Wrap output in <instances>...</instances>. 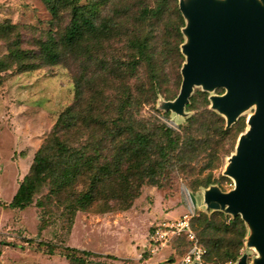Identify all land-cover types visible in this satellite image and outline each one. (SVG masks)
I'll return each instance as SVG.
<instances>
[{"label": "trees", "instance_id": "obj_1", "mask_svg": "<svg viewBox=\"0 0 264 264\" xmlns=\"http://www.w3.org/2000/svg\"><path fill=\"white\" fill-rule=\"evenodd\" d=\"M42 1L53 19L66 12L69 21L62 33L51 29L39 42L38 58L46 63H58L64 56L84 58L90 69L74 77L73 100L35 152L9 207L27 206L47 184L38 207L62 198L70 212L86 210L97 200L102 211L126 210L143 184L160 185L167 168L184 172L202 156L213 168L219 164L217 149L223 155L232 151L243 121L225 127L224 119L206 108L173 129L156 116L158 96L174 99L181 82L184 19L177 0ZM15 28L0 23V39L8 43L0 73L11 65L21 71L39 66L37 55L21 47L20 34L13 38ZM202 95L207 101V94ZM222 218L219 213L196 218L203 262L214 257L215 264H225L243 246L241 218L228 223ZM182 237L188 250L191 241ZM59 253L68 264H87L93 254L70 246Z\"/></svg>", "mask_w": 264, "mask_h": 264}, {"label": "rangeland", "instance_id": "obj_2", "mask_svg": "<svg viewBox=\"0 0 264 264\" xmlns=\"http://www.w3.org/2000/svg\"><path fill=\"white\" fill-rule=\"evenodd\" d=\"M68 21L66 12L53 19L42 0H0V23L16 24L13 38L20 34L21 47L37 55L34 60L39 64L23 71L11 65L0 73V264H68L69 260L59 253L65 246L91 251L87 264H181L188 251L183 234L174 235L155 253L149 250L150 235L158 224L171 223L188 214L192 232L199 240L195 225L199 214L219 213L226 223L236 217L224 210L209 209L203 201L204 191L210 187L223 192L233 188L234 180L224 172L235 144L228 155L218 153L217 149L216 167L209 168L207 156H202L184 172L167 168L160 177V185L143 184L126 210L102 211L104 206L97 200L86 210L70 212L62 198L47 202L44 208L38 207L36 201L48 192L47 184L40 187L27 206H8L58 114L72 102L74 77L90 69L84 58L64 56L58 63L38 58L39 42L46 39L51 29L62 33ZM7 46L6 38H1L0 58L6 55ZM202 92L207 94V101ZM223 92V88L204 91L201 86H193L182 113L167 110V100L159 95L156 116L173 129L185 125L187 118L206 108L224 119L211 108L209 100L210 95ZM253 111L249 107L238 115L236 121L244 122L239 134L245 132L247 118ZM188 192L196 198L195 207ZM43 221L47 223L41 229ZM242 222L243 246L238 256L225 264H235L243 255L248 263L257 257V252L246 244L250 230ZM40 242L43 245L39 246ZM49 248L54 253H48ZM212 259L200 262L215 264V258Z\"/></svg>", "mask_w": 264, "mask_h": 264}, {"label": "water", "instance_id": "obj_3", "mask_svg": "<svg viewBox=\"0 0 264 264\" xmlns=\"http://www.w3.org/2000/svg\"><path fill=\"white\" fill-rule=\"evenodd\" d=\"M184 19L180 52L181 82L166 109L182 113L193 86L210 95L211 108L232 125L245 109L254 111L238 135L225 174L234 180L228 192L204 191L207 208L240 218L250 232L247 246L257 252L252 263L243 255L235 264H264V0H177ZM191 204L195 196L188 192ZM188 264H201L197 259Z\"/></svg>", "mask_w": 264, "mask_h": 264}, {"label": "built area", "instance_id": "obj_4", "mask_svg": "<svg viewBox=\"0 0 264 264\" xmlns=\"http://www.w3.org/2000/svg\"><path fill=\"white\" fill-rule=\"evenodd\" d=\"M190 216L188 214L182 215L178 220L171 223L158 224L150 235L149 250L155 253L159 248L163 247L174 235L183 234L191 241V246L188 249L181 264H188L192 260L197 259L201 261L203 249L196 242V238L189 223Z\"/></svg>", "mask_w": 264, "mask_h": 264}]
</instances>
